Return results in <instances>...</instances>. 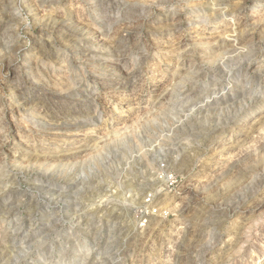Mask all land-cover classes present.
<instances>
[{"label":"rangeland","instance_id":"rangeland-1","mask_svg":"<svg viewBox=\"0 0 264 264\" xmlns=\"http://www.w3.org/2000/svg\"><path fill=\"white\" fill-rule=\"evenodd\" d=\"M203 1L0 0V264H264V1Z\"/></svg>","mask_w":264,"mask_h":264},{"label":"bare ground","instance_id":"bare-ground-1","mask_svg":"<svg viewBox=\"0 0 264 264\" xmlns=\"http://www.w3.org/2000/svg\"><path fill=\"white\" fill-rule=\"evenodd\" d=\"M170 1V0H169ZM206 1H208V0H204L203 1V3L205 4L206 3ZM211 1V4H212V6H214V5H216V3H217V0H210ZM209 1V2H210ZM221 1H223V2H227V1H229V2H231V5H234V6H236L237 8H242L243 6H244V4L246 3V1L247 0H221ZM263 1L264 0H255V7H257L258 5H260V3L262 2L263 3ZM154 2V1H153ZM163 2V1H162ZM166 2V1H165ZM218 2H220V0H218ZM230 4V3H229ZM200 5V4H199ZM226 5V4H225ZM142 7V6H141ZM227 7H228V5H226L224 8V10H222L221 11V16L222 17H226V15L228 14V11L229 10H227ZM204 8H207V7H204ZM135 10V9H134ZM235 11V10H234ZM51 13V12H50ZM104 13V12H103ZM198 13H200V12H198ZM198 13L197 12H195V15H194V17L195 16H197L198 15ZM202 13V12H201ZM204 13V12H203ZM202 13V14H203ZM234 13V12H233ZM252 13V12H251ZM205 14V13H204ZM232 14V13H231ZM258 14V13H257ZM135 16H137V15H135ZM59 17H61V16H59ZM132 18V17H131ZM37 19V18H36ZM253 19V18H252ZM39 20V19H38ZM143 20V19H142ZM193 19H191L190 21H189V23H193V21H192ZM257 20V19H256ZM254 21V20H253ZM109 22V21H108ZM129 23V22H128ZM69 24V23H68ZM251 24H252V22H251ZM76 25V24H75ZM130 25H132L131 24V22H130ZM77 26V25H76ZM241 26V25H240ZM129 28V29H128ZM137 28V27H136ZM135 28V29H136ZM120 30H122V31H119V33L121 32V33H123V32H125V35H120L119 37H120V39H121V42L123 43V42H127L129 39H128V37L126 36V33H129L131 30H130V27H129V25H124V26H122L121 27V29ZM124 34V33H123ZM116 39H118V38H116ZM119 40V39H118ZM131 40V39H130ZM135 40V39H134ZM137 40V39H136ZM144 40V39H143ZM134 42V41H133ZM206 43H208L207 41H206ZM106 44V43H105ZM104 44V45H105ZM102 49V48H101ZM236 50V49H235ZM88 55V54H87ZM86 55V56H87ZM229 56V55H228ZM231 57V56H230ZM82 63V62H81ZM106 63V62H105ZM33 65V64H32ZM97 80V79H96ZM117 80V79H116ZM174 80V79H173ZM108 86V85H107ZM112 87V86H111ZM122 88V87H121ZM216 102V101H215ZM162 103V102H161ZM168 103V102H167ZM206 103H208V101H206ZM163 107V106H162ZM162 109V108H161ZM154 112V111H153ZM155 113V112H154ZM159 113V112H158ZM155 115V114H154ZM161 115V114H160ZM159 116V115H158ZM154 117V116H153ZM93 118V117H92ZM46 233V232H45ZM71 234V233H70ZM43 236V235H42ZM120 249V248H119ZM117 252H119V251H117ZM37 255V254H36ZM120 255V254H119ZM55 263V262H54Z\"/></svg>","mask_w":264,"mask_h":264}]
</instances>
